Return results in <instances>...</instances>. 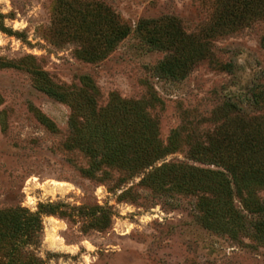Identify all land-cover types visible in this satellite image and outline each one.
<instances>
[{"label": "rangeland", "instance_id": "1", "mask_svg": "<svg viewBox=\"0 0 264 264\" xmlns=\"http://www.w3.org/2000/svg\"><path fill=\"white\" fill-rule=\"evenodd\" d=\"M254 174L264 0H0V264H264Z\"/></svg>", "mask_w": 264, "mask_h": 264}, {"label": "trees", "instance_id": "2", "mask_svg": "<svg viewBox=\"0 0 264 264\" xmlns=\"http://www.w3.org/2000/svg\"><path fill=\"white\" fill-rule=\"evenodd\" d=\"M146 44L151 47V48H155V49H162V44L160 42V39L154 36H149L145 39ZM182 68V64L177 63L176 61H173L172 59H166L164 60L157 68L156 71L163 77L168 78V79H172V80H177L181 77L180 75V70ZM44 91V93L56 97L58 100L63 101L64 97L60 94H57L53 91H51L50 89H42ZM263 99V95L262 93L257 94L254 96V100L258 101V100H262ZM227 107H231V105H227ZM130 112L134 113V110L132 111L131 108H129L128 114L127 115H131L129 114ZM134 116L136 118H140V120H144V116L143 115H139L136 112L134 113ZM141 116V117H140ZM102 138L103 141L107 143V139L108 137L106 135L102 134ZM141 141L142 142V146L144 147V149L139 152L140 155L137 156V160L136 162H144L145 160L147 161V159L149 158V156H151V154H148L149 151L147 150V147H149L151 145V142L148 141V139L146 137L141 136ZM109 140V139H108ZM112 142V141H111ZM111 147V145H110ZM124 148H128V144H124V143H117L112 146L111 148V153L109 156L110 158H115V157H120L122 156V150ZM114 160V159H113ZM145 161V162H146ZM146 166H150L149 162L146 163ZM159 172V170L157 171V173ZM156 172L153 174H150L149 180L151 182H155L156 181ZM255 183H259V182H263L264 183V177L263 176H258V174H254V176L251 178ZM18 213V214H17ZM22 215H26V218L21 217ZM33 222L38 226H39V215H31L29 213H27L26 211H22L19 210L17 212H12L11 214H6V213H0V227H4L8 230H10V232L12 233V235H16L19 233H26L28 232L33 225ZM260 231V228L258 230V232ZM263 235V233L261 232V236ZM264 238V237H263Z\"/></svg>", "mask_w": 264, "mask_h": 264}]
</instances>
